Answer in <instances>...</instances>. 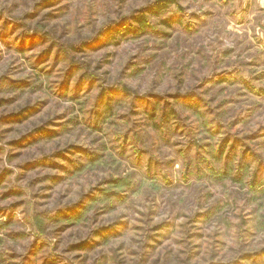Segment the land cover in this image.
I'll return each mask as SVG.
<instances>
[{"label":"clouds","instance_id":"obj_1","mask_svg":"<svg viewBox=\"0 0 264 264\" xmlns=\"http://www.w3.org/2000/svg\"><path fill=\"white\" fill-rule=\"evenodd\" d=\"M0 177V264H264V0H0Z\"/></svg>","mask_w":264,"mask_h":264},{"label":"trees","instance_id":"obj_2","mask_svg":"<svg viewBox=\"0 0 264 264\" xmlns=\"http://www.w3.org/2000/svg\"><path fill=\"white\" fill-rule=\"evenodd\" d=\"M10 120L11 121H15L16 120V121L19 122V118L17 116H15V115H11Z\"/></svg>","mask_w":264,"mask_h":264},{"label":"rangeland","instance_id":"obj_3","mask_svg":"<svg viewBox=\"0 0 264 264\" xmlns=\"http://www.w3.org/2000/svg\"><path fill=\"white\" fill-rule=\"evenodd\" d=\"M11 115H12V114H10V117H11ZM10 122H12V123H18V121H16V120H15V121H11V120H10ZM10 143H12V142L10 141ZM0 179H2V177H0ZM85 195H87V193H85Z\"/></svg>","mask_w":264,"mask_h":264}]
</instances>
